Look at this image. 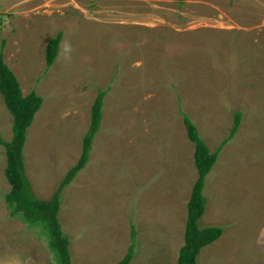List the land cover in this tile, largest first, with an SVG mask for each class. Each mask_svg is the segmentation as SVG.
Segmentation results:
<instances>
[{
    "label": "rangeland",
    "instance_id": "obj_1",
    "mask_svg": "<svg viewBox=\"0 0 264 264\" xmlns=\"http://www.w3.org/2000/svg\"><path fill=\"white\" fill-rule=\"evenodd\" d=\"M0 48L22 93L43 98L23 149L39 198L79 160L108 89L89 160L62 191L72 264H116L131 226L130 264H176L197 178L182 113L213 152L236 112L203 190L201 225L224 230L197 264H264V0H0ZM12 123L0 94L5 141ZM5 167L0 144V264H57L42 231L10 215Z\"/></svg>",
    "mask_w": 264,
    "mask_h": 264
},
{
    "label": "trees",
    "instance_id": "obj_2",
    "mask_svg": "<svg viewBox=\"0 0 264 264\" xmlns=\"http://www.w3.org/2000/svg\"><path fill=\"white\" fill-rule=\"evenodd\" d=\"M61 43V33L49 39L45 50V65L49 68L55 62ZM108 89H98L91 106V120L82 142V151L77 163L72 166L62 179L57 191L49 199L36 196L25 169L23 149L30 125L40 109L43 98L34 90L24 95L19 81L3 58L0 48V94L4 104L12 116V136L5 141L0 136V144L6 156L5 178L10 189L3 195L7 209L12 217H18L30 226L39 228L47 238L50 252L57 264H72L70 249L71 239L59 220L63 189L72 182L75 176L86 166L94 137L100 129L102 121L103 97ZM183 123L188 139L194 144V163L197 178L187 202L186 221L184 228V244L179 250L176 264H197V256L202 248L213 243L223 233L221 226H204L200 221L205 213L207 199L203 194L205 180L213 168L223 145L236 134L241 113L236 112L234 124L228 137L221 145L211 152L199 134L194 122L182 113ZM137 235L131 226V242L126 254L116 264H130L136 250Z\"/></svg>",
    "mask_w": 264,
    "mask_h": 264
},
{
    "label": "clouds",
    "instance_id": "obj_3",
    "mask_svg": "<svg viewBox=\"0 0 264 264\" xmlns=\"http://www.w3.org/2000/svg\"><path fill=\"white\" fill-rule=\"evenodd\" d=\"M68 49H66V51H67Z\"/></svg>",
    "mask_w": 264,
    "mask_h": 264
}]
</instances>
